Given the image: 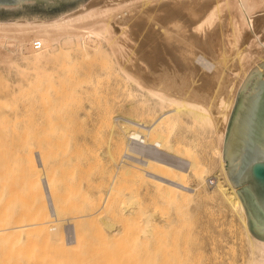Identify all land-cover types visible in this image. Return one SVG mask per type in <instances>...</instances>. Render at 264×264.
I'll return each mask as SVG.
<instances>
[{"label": "bare ground", "instance_id": "bare-ground-1", "mask_svg": "<svg viewBox=\"0 0 264 264\" xmlns=\"http://www.w3.org/2000/svg\"><path fill=\"white\" fill-rule=\"evenodd\" d=\"M0 64L4 65L11 74L15 72L16 81L12 87L18 89L17 93L23 94L28 89H35L37 94L44 95L46 90H48L47 93H50V90L61 91L62 88L60 87L62 86L67 94H71H69L70 99L80 98L82 110L98 105L97 102L94 105L95 99L105 98L104 95L108 97L111 95L116 100V95L121 94L124 102H128L127 109H130L131 112L129 110L126 114H118L114 117L111 115L113 117L112 139L114 134L120 132L123 133L121 136L125 135L127 144L124 156L135 162V165L138 163L137 166L134 165L135 167L141 164L147 168L142 170L141 179L155 191L156 197L169 204H180L186 201L198 203L209 198H218L238 215L242 223L247 246V264H264V240H259L250 231L244 205L227 175L224 163L225 129L235 103V95L239 92L246 77L254 69L264 68V0H128L43 21H0ZM9 78L11 77L9 76ZM63 92L65 93V91ZM64 93L61 95L59 92V96L66 98ZM56 96L58 95L55 92ZM39 98L41 99L38 97V100ZM43 98L49 100L47 97ZM60 99L54 98L52 106L56 105L57 107L58 100L61 102L64 100L62 97ZM70 99H65L68 100V104L71 103ZM100 101L99 104L103 105V102L100 103ZM25 102L27 103V100ZM49 103L51 104V101ZM106 103L107 101H105V105L108 104ZM31 104L34 105V102ZM36 104H38L39 110L47 109L48 103L46 108L43 101ZM74 104L77 106L78 103L74 102ZM102 105H99L100 108ZM62 106L60 105V107ZM111 106L113 105L111 104ZM40 107L44 108L40 109ZM42 111L40 112L42 113ZM15 121L16 119L14 123ZM182 122L186 123L188 129L197 130L198 138L194 140V143L197 141L195 147L201 148L199 151L203 154V160H201L202 157H198V159L196 155L186 158L176 154L178 151L180 152L177 149L176 153L172 152L175 150V141L178 142L177 140H179V138L177 140L172 139V136L175 137L179 133L178 131L177 134H174L176 133L174 131ZM109 125L111 126V123ZM4 129L6 126L2 124L0 131L2 132ZM183 130L185 132L186 128ZM154 134L157 135L156 139L153 138ZM179 135L181 134L179 133ZM179 135L178 137H180ZM191 137L190 140H186L188 142L182 143H193ZM119 138L117 137V139ZM122 140L124 141V139ZM190 145L192 146V144ZM116 147L119 149L121 144ZM192 147L194 149V145ZM109 150L111 147L107 151ZM31 151L29 153H32ZM111 151L117 150L112 149ZM120 152L121 150L118 153ZM29 153L28 155H30ZM110 153L108 152L109 157L114 155ZM40 154L42 152L38 156ZM168 157H172V162L169 161L170 159L168 160ZM112 158L111 161H113ZM173 158L177 160V163L173 162ZM213 158L217 164L216 170H214ZM26 159L25 166L30 172L39 169L37 153L34 156H27ZM39 160L44 165L41 157ZM15 165L13 164V166ZM148 167H150L149 169L156 167V169L148 170ZM5 168L6 174L9 170L7 164L3 167L0 163L1 172H4ZM137 169L136 172L138 173L139 170L137 171ZM37 172L36 174H40ZM27 173L31 179V175L33 176L34 173L31 172V175L29 172ZM133 173H135L134 168L131 175H134ZM189 173L192 175H190L191 178L194 176L193 179L198 180L197 184H187L189 181H186L185 174L189 175ZM18 174L24 176L23 172L21 174L19 171L17 176ZM11 175L13 176V174ZM37 178L31 179L32 184L33 182L36 184V180L38 184L41 182V186L39 184L38 188L41 187L40 192L47 200L48 210L57 217L59 211L54 205L52 185L47 181V177L39 178L40 182ZM28 179L27 182L30 181ZM193 179L192 181H194ZM9 181L12 182V180ZM4 182L2 181V183ZM2 183L0 182V184ZM13 184L9 185V189L14 187ZM13 190L16 191L17 188ZM17 191L19 192V190ZM11 195L5 199L10 198ZM133 199L136 201L134 196ZM8 200L6 201L8 202ZM132 202L134 203V201ZM7 204H2L0 195V206L3 205L1 207L4 208ZM0 209L2 210V208ZM3 210L0 212V221L5 219L3 222H6V218L3 216L5 208ZM143 213L145 214V212ZM7 214L6 212L5 215ZM147 218L146 220L149 219ZM70 223L69 226L67 225V234L69 232L70 235L67 238L68 244L73 245L76 239L74 227ZM34 225H38V223L19 227L24 229ZM111 227L113 228V226ZM152 227L147 225L146 229L144 228V234L151 232ZM8 228H5L4 224L0 225V235L5 237V234L9 232ZM55 229L53 230L58 232L59 227L56 226ZM4 232L6 233L4 234ZM57 232L56 235L53 233L56 237H58ZM50 235L52 238L55 237L52 233ZM12 238L11 236V242ZM144 241H147L146 238ZM14 247H12L11 253H13ZM23 250H19V253L22 251L21 255H24ZM38 251L36 257L39 256ZM9 255L8 253V257L5 258L6 263L18 264L12 262L13 258ZM40 257H44L40 263L48 261H43L46 257L45 254ZM38 261L36 262L38 263Z\"/></svg>", "mask_w": 264, "mask_h": 264}, {"label": "rangeland", "instance_id": "rangeland-1", "mask_svg": "<svg viewBox=\"0 0 264 264\" xmlns=\"http://www.w3.org/2000/svg\"><path fill=\"white\" fill-rule=\"evenodd\" d=\"M0 75H2L0 76V127L2 124L3 126H6V129L2 132L0 131V150L2 152H0V163H2L3 167L7 164V168L9 169L6 174V168L4 169V172H1L2 168L0 169V182L2 183V181H5L0 184V189L2 188L0 192L2 204L8 203L4 207L5 214L7 212L8 216L5 214L3 215L4 218H6V222H3L5 219H2L0 225L4 224L5 228L10 226L11 228H8L9 232L13 228L15 229H13L12 231L14 232L11 231V233L6 231L8 233L5 234L6 232H4L5 237L2 236V234L0 235V264H8L5 261V258L8 257V253L13 258L12 262H17L18 264H21V262L22 264H32L35 260L39 261L38 263L35 261L34 264H39L41 262L40 260L44 258H41L40 256L44 254L46 257L43 261L48 260L45 263L43 262L44 264H58L59 262L62 264H247V246L245 236L243 235L242 223L238 215L233 212L228 205L224 204L218 198H209L198 203L186 201L181 202L180 204H169L156 197L154 194L155 191L150 188L143 179H141V173L144 171L143 169L147 168L141 166V164L138 165L140 169L135 167L138 163L135 165V162L130 161L124 156L127 144L125 135L121 136L123 133L120 132L114 134L113 139L111 135L112 118L118 114H126L130 110L127 109L128 102H124L125 100L121 94L116 95L117 98L120 97V100L117 98L116 100L113 99L111 95H109V97L104 95L105 98H101L100 101L97 96H95L97 99L94 98V105L96 102L98 105L96 104L95 107L93 106L89 109L82 110L80 107V98H74V102L78 103L77 106L74 102V105L71 104L74 99H70L71 94H67L62 86L60 87L63 89H61L62 92L59 90H50V93H47L48 90H46L44 93L45 96L37 94V90L35 89H28V91L26 90L27 92L25 91L26 94H19V92H16L18 89L16 90V88L12 87L14 85L13 83L16 81L15 72H12L11 74L4 65L0 64ZM9 76L12 79L9 78ZM58 91L61 95L64 93L63 91H65L63 95L66 98H63V96L60 95L62 99H64L62 102L60 101L61 97L59 96ZM55 92L58 95L56 97ZM237 95L238 92L235 95V98H237ZM38 97H41L43 100L40 98L38 100ZM43 97H47L49 100H45ZM54 98L60 99L58 100L57 107L56 105L52 106V100ZM65 99H70L71 103L69 102L70 104H68V100ZM103 99L107 101L109 105L107 103V105H105V101H102ZM24 100H27V103ZM36 100H38V103L39 101H43L44 107L48 103L46 106L47 109L43 111L39 110ZM98 100L100 103L103 102L105 107H103L102 104H99ZM49 101H51V104ZM30 102H34V105L36 106L33 107L34 105ZM45 102L47 103L45 104ZM28 103L31 104V107ZM59 104L61 106L65 104L66 106L63 105L64 107H60ZM111 104L113 106H111ZM99 105H102L101 108ZM52 107H54L53 111ZM43 108L40 107V109ZM75 108H77V111ZM40 111H42V113ZM15 119L16 121L14 123ZM110 123L111 126L109 125ZM228 124L225 129V136ZM179 126L176 128V131H174L176 132L174 134H177L179 131L183 136L179 135V133L175 137H173L174 135L172 136V139L174 138L175 140L179 138V140H177L178 142L175 141V150H172V152L176 153L177 150H180L182 153L178 151L176 154L183 155L186 158H191L192 155H196L197 158L202 157L203 154L199 151L201 148L199 147L200 149H198V146L195 147L197 141L194 143V140H197L198 138L197 130L195 131L194 129L193 131L190 128L189 130L184 122L180 123ZM181 127L183 129L186 128L188 131L185 130L186 133L183 132L184 130ZM179 129L182 130L180 131ZM109 134L111 135V138ZM178 135L180 137H178ZM116 136L120 138L117 139ZM194 136L197 137L195 138ZM155 137H157L156 134H154L153 138ZM190 137L191 142L193 139V143H189L192 144V146L194 145V149L196 150H194L190 144H184L185 142H188L186 140H190ZM110 139L114 142L113 144L115 146L112 144V141H109ZM121 139H124V141L122 140V142ZM180 140L182 141L180 142ZM108 142L110 146L108 145ZM116 142L121 143L116 144ZM120 144L121 147L117 149L116 146H120ZM107 145L109 148L111 147V150L115 149L117 151H107L109 149ZM1 148H4V151ZM29 148L32 150H30L32 153H29ZM120 150L121 152L118 153ZM41 152L42 154L40 155L42 156H38ZM108 152L114 155H110L109 157ZM195 152L198 153L195 154ZM28 153L30 155H28ZM36 153L37 158L40 159L41 157L44 165L41 163V160L38 159V165H40L38 167L39 169L35 170V172L34 170H31V172L35 174L32 176L28 167L25 166L27 163L26 157L34 156ZM186 154L187 156H185ZM116 156H119V158H116ZM111 157H113V161L110 160ZM171 158L172 157H168V160L170 159L169 161H171ZM201 160H203V157ZM174 161L177 163L175 158H173V162ZM213 163L215 167L214 170H216L217 164L214 158ZM13 164L16 165L13 166ZM17 165L18 168H16ZM113 166L117 167L114 168ZM133 168L135 173H133L134 175H131ZM135 168H138V173ZM149 168L150 167H148V170H153V168L156 169V167ZM43 169L46 170H44L46 174ZM140 170L143 171L141 172ZM19 171L21 174L23 172L24 176H19V174L17 176ZM36 171L40 174H36ZM27 172L31 175V179L35 177L33 180L37 177H47V181L50 182L54 191L52 195L54 205L57 208V211L60 212V215L59 212L56 215L57 217L51 214L50 210H48L47 200L43 197V193L40 192L41 187L38 188L39 184L41 186L39 178H37L40 182L39 184L37 180L36 184L34 182L32 184V180ZM128 172L130 173L128 174ZM10 173L13 174V176ZM124 174H126L127 177L124 176ZM185 175L186 181H189L187 183L188 185L190 183V185L198 183V180L193 179L194 176L191 178L192 175L190 173L189 175ZM10 177H13L15 180ZM27 178L30 179V181H28L29 185ZM192 179L194 181H192ZM9 180H12V182ZM8 181L9 184H7ZM11 184H13L14 187L12 186V188L10 187L9 189V185L11 186ZM14 188H17L19 192L13 190ZM16 194L19 195L17 196ZM10 195L12 198L14 196V198L12 199L10 197L5 199V197H9ZM133 196L136 198V201L133 199ZM7 199H9L8 202L6 201ZM132 201H134V203ZM1 206L0 208L3 210L4 208ZM143 212H145V214ZM146 217L149 219L147 218L148 220H146ZM80 220L82 221L80 222ZM1 222L3 223L1 224ZM56 222L59 224L57 225ZM69 222H71L70 224L74 227L76 241L73 245L68 244L67 237L69 232L67 234V227L69 226ZM105 222L110 225H106ZM35 223H38V225L24 229L19 227ZM150 223L152 224L150 225ZM147 225L153 226L150 230L151 232L148 233L149 235L144 234V228L146 229ZM56 226L57 228L59 227V230L57 229L58 232L55 231ZM111 226H113V228ZM110 228L113 230L111 231ZM148 228L150 229L151 227ZM50 231L52 235H54L53 233L56 235L57 232L58 237L54 235L57 239L55 237L52 238L50 235L51 233H49ZM11 236L15 238H12V242ZM145 238L147 241H144ZM14 246L17 247L16 252L18 253L16 255ZM18 246L19 250L24 249L23 252L25 256L23 254L21 255L22 251L20 253L19 250L17 251ZM12 247H14L13 253H11L13 250ZM37 250H39L38 257H36Z\"/></svg>", "mask_w": 264, "mask_h": 264}, {"label": "water", "instance_id": "water-1", "mask_svg": "<svg viewBox=\"0 0 264 264\" xmlns=\"http://www.w3.org/2000/svg\"><path fill=\"white\" fill-rule=\"evenodd\" d=\"M128 0H0V21H43ZM227 175L250 231L264 240V68L242 83L224 144Z\"/></svg>", "mask_w": 264, "mask_h": 264}]
</instances>
